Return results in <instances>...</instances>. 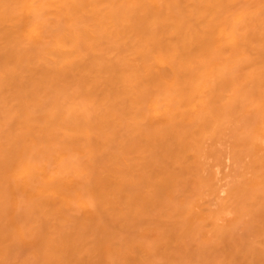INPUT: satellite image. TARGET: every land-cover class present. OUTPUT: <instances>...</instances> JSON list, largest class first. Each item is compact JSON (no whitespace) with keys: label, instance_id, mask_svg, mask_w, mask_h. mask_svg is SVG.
<instances>
[{"label":"bare ground","instance_id":"6f19581e","mask_svg":"<svg viewBox=\"0 0 264 264\" xmlns=\"http://www.w3.org/2000/svg\"><path fill=\"white\" fill-rule=\"evenodd\" d=\"M0 264H264V0H0Z\"/></svg>","mask_w":264,"mask_h":264}]
</instances>
